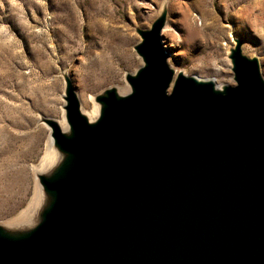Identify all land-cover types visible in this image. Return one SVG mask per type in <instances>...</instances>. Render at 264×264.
<instances>
[{
  "label": "water",
  "instance_id": "water-1",
  "mask_svg": "<svg viewBox=\"0 0 264 264\" xmlns=\"http://www.w3.org/2000/svg\"><path fill=\"white\" fill-rule=\"evenodd\" d=\"M141 31L130 88L98 98L88 123L67 84L51 144L62 170L39 183L53 197L25 235L0 233V264H264V79L230 50L233 86L178 73Z\"/></svg>",
  "mask_w": 264,
  "mask_h": 264
},
{
  "label": "rangeland",
  "instance_id": "rangeland-1",
  "mask_svg": "<svg viewBox=\"0 0 264 264\" xmlns=\"http://www.w3.org/2000/svg\"><path fill=\"white\" fill-rule=\"evenodd\" d=\"M159 17L175 74L233 86L238 41L264 78V0H0V223L34 199L33 168L49 150L43 121L61 120L67 84L85 111L89 96L128 89L140 32Z\"/></svg>",
  "mask_w": 264,
  "mask_h": 264
},
{
  "label": "bare ground",
  "instance_id": "bare-ground-1",
  "mask_svg": "<svg viewBox=\"0 0 264 264\" xmlns=\"http://www.w3.org/2000/svg\"><path fill=\"white\" fill-rule=\"evenodd\" d=\"M219 70L220 68L218 67L215 69V71ZM179 72L182 73L181 71H178L175 74L174 70V76H176ZM206 80L212 81L216 89L218 90H221L224 86H227V84L218 85L214 82L213 79ZM122 90L123 91L115 89V94L117 96L127 94L130 91V88L127 89L124 87ZM104 94L105 93L103 92L97 94L95 97L89 96L90 109L86 111L81 108L78 101L79 111L85 117L88 123H94L99 118L103 104L101 103V101L98 100V98L103 97ZM56 123L58 124L61 130L65 132L69 131V128L65 121V111L62 112L61 120ZM47 145L49 150L47 152L45 151L44 156L41 159V165L39 164L38 168H33V180L35 182V187L34 194L32 197L34 199L32 203H30L29 205H27V207L18 212L13 219H10V222L0 223V233L12 237H18L27 234L36 225V223L39 222L45 208L48 206L49 200L52 199L53 194L51 192L44 191L41 188L39 178L40 176L46 178L50 175L58 174L62 170L64 166L63 162L67 156L66 154L58 152L51 144V129L48 136ZM38 190L41 192L40 194L38 193Z\"/></svg>",
  "mask_w": 264,
  "mask_h": 264
}]
</instances>
